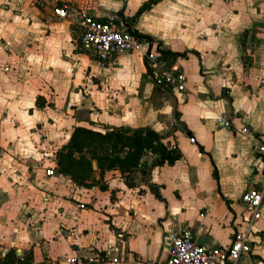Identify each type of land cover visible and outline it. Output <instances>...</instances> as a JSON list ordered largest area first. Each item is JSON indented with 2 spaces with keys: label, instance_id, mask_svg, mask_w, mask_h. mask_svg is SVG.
<instances>
[{
  "label": "crops",
  "instance_id": "0c3cea01",
  "mask_svg": "<svg viewBox=\"0 0 264 264\" xmlns=\"http://www.w3.org/2000/svg\"><path fill=\"white\" fill-rule=\"evenodd\" d=\"M145 1L0 0V260L15 250L32 264H82L114 245L125 264H164L170 231L221 248L243 227V195L264 184L253 150L264 141V0H162L131 23L153 38L145 48L191 51L177 59L186 89L170 87L174 98L140 52L106 70L80 47L82 14L131 19ZM56 8L67 16L50 19ZM175 100L193 138L175 124ZM79 126L149 127L181 158L153 167L147 154L130 174L76 162L79 182L59 155ZM252 238L238 264H264V200Z\"/></svg>",
  "mask_w": 264,
  "mask_h": 264
},
{
  "label": "built area",
  "instance_id": "2783aa9c",
  "mask_svg": "<svg viewBox=\"0 0 264 264\" xmlns=\"http://www.w3.org/2000/svg\"><path fill=\"white\" fill-rule=\"evenodd\" d=\"M53 16L66 17L67 10L54 9ZM81 25L80 47L92 53L104 69L110 65H117V58L127 52H140L152 69L156 83L163 86L177 88L180 91L186 89V76L179 66H168L166 62L159 60V54L145 45L149 42L141 40L133 32L131 22L122 15H111L106 20H100L92 14L84 13L80 16ZM221 123L229 127L231 123L219 119ZM242 133H247L248 128L243 127ZM176 148V147H174ZM253 150L264 159V141L257 142ZM53 170L47 174L52 175ZM264 200V184L260 188L250 189L243 195V201L247 205L244 213V225L234 235L229 247L209 248L199 243L192 229L186 228L168 233L171 244V255L164 264H238L243 255L252 250L253 227L262 217ZM119 249L110 245L106 253L96 254L82 264H125L118 256ZM64 263L78 264L76 258H65Z\"/></svg>",
  "mask_w": 264,
  "mask_h": 264
},
{
  "label": "trees",
  "instance_id": "16d2710c",
  "mask_svg": "<svg viewBox=\"0 0 264 264\" xmlns=\"http://www.w3.org/2000/svg\"><path fill=\"white\" fill-rule=\"evenodd\" d=\"M162 0H147L137 10L136 14L128 19L131 23L145 12L150 11ZM133 32L139 39L147 41L150 45L154 40L149 35H143L135 30ZM156 52L159 60L167 63L168 66H179L177 59L188 56L191 51H174L158 43ZM150 75L155 76L154 72L148 67ZM165 86V85H163ZM169 91L171 88L166 86ZM39 105V104H38ZM105 133L94 131L86 127H76L71 140L63 147L60 153V171L71 175L76 181H83L85 172L75 171V163L80 166L88 167L92 171L91 162L97 160L98 166L103 174L106 170L118 169L122 174H130L141 164L142 159L151 154L155 156L152 166H163L164 164H174L181 158V153L177 148H169L162 141V136L149 127L131 128L127 126H108ZM200 151L205 153L204 147L199 146ZM78 156V157H76ZM76 163V164H77ZM214 176L218 179L215 169ZM32 253L25 259L18 257L15 250H10L0 260V264H32Z\"/></svg>",
  "mask_w": 264,
  "mask_h": 264
},
{
  "label": "water",
  "instance_id": "95a60500",
  "mask_svg": "<svg viewBox=\"0 0 264 264\" xmlns=\"http://www.w3.org/2000/svg\"><path fill=\"white\" fill-rule=\"evenodd\" d=\"M157 86L159 87L161 85L158 84ZM165 91L168 95L174 98L171 91H169L167 88L165 89ZM176 107H177V100H175V110H174V121H175L176 126L182 131H184L189 137L193 138V135L188 131V129L184 126V124L180 122L178 115H177Z\"/></svg>",
  "mask_w": 264,
  "mask_h": 264
},
{
  "label": "rangeland",
  "instance_id": "374dc122",
  "mask_svg": "<svg viewBox=\"0 0 264 264\" xmlns=\"http://www.w3.org/2000/svg\"><path fill=\"white\" fill-rule=\"evenodd\" d=\"M116 15H118V14H116Z\"/></svg>",
  "mask_w": 264,
  "mask_h": 264
}]
</instances>
